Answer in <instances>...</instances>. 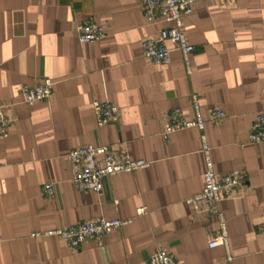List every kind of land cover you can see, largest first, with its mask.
<instances>
[{"label":"crops","instance_id":"1","mask_svg":"<svg viewBox=\"0 0 264 264\" xmlns=\"http://www.w3.org/2000/svg\"><path fill=\"white\" fill-rule=\"evenodd\" d=\"M183 19L191 72L170 41V63L145 57L143 40L172 24L149 19L143 0H0V103L15 118L0 138V264H148L158 249L177 264H264V142L249 139L264 112V0H200ZM86 21L106 36L81 42ZM43 77L54 81L52 96L26 103L23 88ZM193 95L215 171L242 173L220 201L229 249L209 247L218 219L189 201L207 169L200 132L164 134L166 112L195 118ZM95 100L116 103L119 116L99 126ZM215 108L225 117L212 119ZM85 144L126 148L148 165L110 175L102 194L80 190L68 154ZM97 217L132 222L77 248L33 234Z\"/></svg>","mask_w":264,"mask_h":264},{"label":"built area","instance_id":"2","mask_svg":"<svg viewBox=\"0 0 264 264\" xmlns=\"http://www.w3.org/2000/svg\"><path fill=\"white\" fill-rule=\"evenodd\" d=\"M200 0H143V7L149 19L156 15L162 16L172 25L159 31L157 38L143 40L145 57L155 64H168L171 61V50L166 45L170 41L183 55L188 72L192 71L191 54L195 46L189 41L184 32V15L192 11L193 4ZM221 1V0H206ZM78 35L81 42L94 43L106 36L105 27L86 21L78 25ZM54 81L50 77H43L32 87H24L23 97L28 104L50 99L53 93ZM195 118L188 120L180 108L172 109L164 114L166 127L164 134L188 127H195L200 137L205 154L207 169L204 173V185L198 193L189 198L195 207L202 212L213 214L218 219L219 230L216 235L208 239L209 247L225 246L229 249L228 228L225 213L220 208V201L235 194L242 183V173L239 169H232L226 173H217L210 156V145L207 141L206 118L202 115L197 98L193 95ZM10 104L0 103V138L9 132L15 118L9 111ZM94 111L99 126H103L119 116V106L110 101H94ZM224 110L215 108L211 118L218 120L225 117ZM252 143L264 142V112L259 113L249 133ZM72 166L71 181L80 190L94 191L102 194L104 180L110 175L123 172L136 171L148 165L143 159H134L129 151L114 150L108 145L85 144L72 149L68 154ZM55 188L54 183H47L43 193L51 196ZM146 207H140L138 213L142 214ZM132 218L106 219L97 217L85 220L75 225L51 229L45 232L33 233L39 235L59 236L68 246L77 248L81 243L91 237H101L128 223ZM1 240V238H0ZM229 258H231L229 256ZM148 264H177L173 254L167 249H158L152 253Z\"/></svg>","mask_w":264,"mask_h":264}]
</instances>
